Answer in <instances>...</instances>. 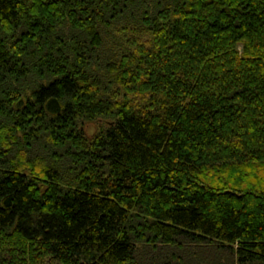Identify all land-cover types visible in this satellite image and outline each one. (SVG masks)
<instances>
[{"label": "trees", "instance_id": "1", "mask_svg": "<svg viewBox=\"0 0 264 264\" xmlns=\"http://www.w3.org/2000/svg\"><path fill=\"white\" fill-rule=\"evenodd\" d=\"M0 264H264V0H0Z\"/></svg>", "mask_w": 264, "mask_h": 264}, {"label": "rangeland", "instance_id": "2", "mask_svg": "<svg viewBox=\"0 0 264 264\" xmlns=\"http://www.w3.org/2000/svg\"><path fill=\"white\" fill-rule=\"evenodd\" d=\"M101 121L94 122V123H89L86 125V131L90 134L92 132H96L98 128H100Z\"/></svg>", "mask_w": 264, "mask_h": 264}]
</instances>
